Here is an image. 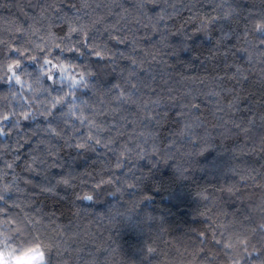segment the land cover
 I'll return each mask as SVG.
<instances>
[{"label": "trees", "instance_id": "16d2710c", "mask_svg": "<svg viewBox=\"0 0 264 264\" xmlns=\"http://www.w3.org/2000/svg\"><path fill=\"white\" fill-rule=\"evenodd\" d=\"M121 2L127 8L134 0ZM179 2L168 9L178 15L161 22L163 32L151 31L147 38L137 36L143 40L137 51L143 50L145 54L148 39L159 42L162 35L166 36L167 52L155 55L164 56L163 63L175 77L162 82L168 87L154 85L151 89L161 93L167 105L150 112L152 123L139 129L153 137L150 143L159 146L153 158L154 167L145 160L139 162L135 177V181H142L139 187H127L113 195L121 187L120 177L128 175L124 168H113L105 173V178L111 179L114 173L115 180L94 202L75 201L70 190L62 188L55 196L42 192L38 185L55 184V178L65 171L88 172L95 179L102 165L116 159L110 152L103 155L104 150L99 147L95 152L64 148L63 168L45 171L43 175L21 172L32 183L21 181L24 192L3 194L4 201L9 203L0 201V208L18 211L10 205L20 204L27 212L42 210L53 218L51 223L61 232H67L68 238L62 241L67 250L54 253L51 264H212L214 258L218 264H224L215 239L218 221L245 230H258L264 223V69L258 67L260 60L251 64L243 50L245 25L249 18L264 14V0H224L225 7L240 10L241 15L231 19L216 16L213 5L219 0ZM51 3L56 4L53 15L58 10L71 15L78 0H0V33L11 36L15 27L27 28L33 23L41 26L40 10ZM159 7L151 5L150 13L155 14ZM196 16L208 21L207 34L199 31ZM62 30L66 31V25L54 29ZM15 35L18 38L21 33ZM96 38L127 51L126 45L109 40L107 32H93L89 40ZM257 39H264V33H258ZM93 64L96 95L92 90H84L81 96L89 101L101 99L102 114L97 119L115 125L124 111L134 114L135 107L125 105L124 111L109 117L103 111V94L114 92L115 85L122 83L121 69H127L129 61L126 58L119 66H112L107 60L97 59ZM150 70L151 75H147L141 69L140 77L146 81L163 75L159 64ZM5 88L0 85V90ZM63 111L58 107L47 120L40 117L26 121L23 129L51 125L63 128L68 135L71 128L65 124ZM13 123L8 121V127ZM72 123L79 125L78 121ZM126 129L132 132L131 120ZM111 131H116L115 126ZM83 134V128L75 133ZM38 138L51 140L58 147L64 145L63 140L38 130L32 142L19 149L18 170L23 159L28 158L24 154ZM123 140L121 137L119 142ZM5 141L13 142L11 137H0V144ZM39 151L44 153L45 145L41 144ZM48 160L52 162L53 158ZM55 162L59 164L60 160ZM39 167L43 170L42 165ZM262 257L264 253L252 259Z\"/></svg>", "mask_w": 264, "mask_h": 264}, {"label": "clouds", "instance_id": "9594fccd", "mask_svg": "<svg viewBox=\"0 0 264 264\" xmlns=\"http://www.w3.org/2000/svg\"><path fill=\"white\" fill-rule=\"evenodd\" d=\"M208 2L212 3V0ZM179 3V0H173V3H168V0H134L133 5L126 8L121 0H78L71 15L63 10L55 11L53 15L56 4L51 3L40 10L41 26L33 23L27 28L15 27L11 36L7 32L0 33V85L6 86L0 90V137L8 136L13 141L11 144L7 141L0 144V201H4L3 194L9 191L24 192L19 182L32 183L21 172L43 175L45 171L63 168L61 151L64 148L95 152L99 147L104 150L103 155L110 152L116 159L114 163L102 165L95 179L88 172L65 171L55 178V184L38 185L42 192L55 196L62 188L70 190L75 201L94 202L115 180L114 173L111 179L105 178V173L112 172L113 168H124L128 174L120 177L121 187L116 188L113 195L126 191L127 187H139L142 181H135L139 162L145 160L154 167V154L159 149L158 144L150 143L153 137L140 133L139 129L152 123L150 112L167 105L163 95L151 89L154 85L168 87L162 82L175 80V77L169 74L163 55H154V49H149L147 54L143 50L137 51L138 46L142 48L143 40L138 39L136 33L141 30L163 32L161 22L171 21L178 15L168 9ZM154 4L160 7L155 14H151L149 8ZM213 8L219 18L231 19L241 15L239 9L225 7L224 0H219ZM195 20L200 25L199 31L207 34L208 21L200 16H196ZM57 25H66V31H54ZM141 25L146 28L142 29ZM96 31L107 32L109 40L126 45L127 51L112 47L107 40L96 38L90 41V35ZM244 32V53L253 65L260 60L258 67L264 69V39H257L258 33H264V14L249 18ZM16 33L21 35L17 38ZM165 40L163 35L159 39L160 47L157 49L160 53L167 52ZM126 58L129 64L127 69H121L122 83L115 85L114 92L109 90V93L103 94V111L114 117L128 105L134 106L135 112L124 111L118 117V123L108 124L97 119L102 114L101 99L89 101L81 93L92 90L96 95L92 84L96 74L94 60H107L110 65L119 66ZM29 64L34 67L30 69ZM155 64H159L163 75L157 74L146 81L140 77L141 69L151 75L150 69H154ZM184 99L187 100L188 96ZM58 107L64 109L61 115L71 128L68 135L64 134L63 128L51 125L23 129L24 122L40 117L47 120ZM10 120L14 123L8 127ZM129 120L132 121L131 133L126 129ZM72 121H78L79 125ZM113 126L116 128L114 132L111 131ZM80 128L84 129V134L75 135ZM38 130L63 140L64 145L58 147L51 140L38 138L24 154L28 158L23 159L18 170L21 154L17 153L24 144L32 142ZM105 132L110 134L105 137ZM121 137H124L123 143L119 142ZM73 140L75 143H71ZM41 144L45 145L44 153L39 151ZM48 157L53 158L52 162ZM56 160L60 163L57 164ZM13 206L18 211L0 208V264H51L54 253L62 254L67 250L62 243L68 238L67 232H61L51 223L52 217L46 216L42 210L27 212L20 204L10 205ZM218 225L215 239L222 251L224 264H264V257L252 259L264 253V223L258 230L238 229L230 222L218 221ZM212 264H218L215 258Z\"/></svg>", "mask_w": 264, "mask_h": 264}, {"label": "rangeland", "instance_id": "374dc122", "mask_svg": "<svg viewBox=\"0 0 264 264\" xmlns=\"http://www.w3.org/2000/svg\"><path fill=\"white\" fill-rule=\"evenodd\" d=\"M141 28L142 29H145L146 26L145 25H141ZM150 32H151V30H149V31L141 30V31H138L136 33V36L143 37V38H147V37H149ZM159 47H160L159 42L156 41V40H153V39H148L146 41V43H145V49H146V51L148 52L149 49H154V55L157 54V53H159V49H157Z\"/></svg>", "mask_w": 264, "mask_h": 264}]
</instances>
